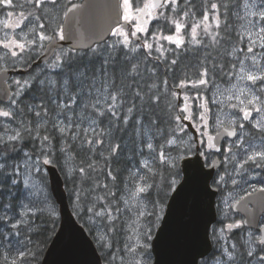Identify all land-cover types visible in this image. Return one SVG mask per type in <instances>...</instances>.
<instances>
[{
  "label": "snow or ice",
  "instance_id": "obj_1",
  "mask_svg": "<svg viewBox=\"0 0 264 264\" xmlns=\"http://www.w3.org/2000/svg\"><path fill=\"white\" fill-rule=\"evenodd\" d=\"M230 3L233 9H242V12L233 10L232 15L244 23L236 33L238 39L231 49H225L223 54L234 61L230 64L231 71L227 73L229 80L235 76L238 82H245V86L238 87L233 84L226 90L229 93L226 99L236 100V103H230L228 106L242 116L239 122L237 119H230L227 126H224L223 120L218 119L217 127H223V135L236 138L228 144L226 152H232L234 144L237 149H243L247 154L245 137L249 135V130L245 128L244 121L256 132L264 134V0H242L241 4H237L236 0H122V19L126 24L132 25L131 31L121 26L115 27L110 34L117 39L106 47H89L87 52L73 48L69 50L72 55L68 52H55L54 59L46 65L49 72L43 78L32 77L22 84L16 81L19 88L14 93L15 99L11 100L9 110L0 109V117L8 121L16 119L17 114L13 109L17 107L24 92L32 89L35 83L38 95L36 102L27 104V111L37 118V122L33 126L31 120L26 123L24 119H19V129H14L12 134H7L5 130V134L0 135V248L16 251L15 258L4 256L7 264H20V261L28 259L29 253L35 258L36 253L28 245L33 243L32 234H40L37 220L45 214L49 221L53 220L54 212L47 208L44 188L36 184L32 173L33 170L41 172V163L51 165L57 151L72 159L74 156L69 149L76 144L80 150L87 149L90 159L100 149L99 155L108 161L116 156L117 150L121 148L120 143L113 142L114 134L128 130L131 124L130 132L137 154H142L147 149L148 157L141 162L140 167L147 169L148 173L153 176L157 174L150 166V161L152 164L158 161L160 165L171 169L183 158L179 151L173 155L167 149L176 150L182 147L183 141L177 137L179 132L185 131L180 121L192 122L190 98L188 95L183 96L185 103L180 111L186 115L170 117L175 121L179 132L166 134L167 121L158 109L162 97L168 94V79H161L157 75L159 65L163 64L166 72H172L173 66L178 64L181 52L189 50L185 48L186 36L190 37L187 40L190 47L203 45L205 48H217L221 46L222 41L231 40L227 35L232 27L228 23ZM56 5L57 0H25L24 4H16L14 0H0V8L21 9L15 20L3 22L4 28H11L13 33L16 29L21 30L14 36L6 34L5 39L0 41V48L6 50L5 54L21 62L30 54L44 55L43 42L55 41V34L47 35L42 31L47 21L46 13L51 6ZM26 6L27 11L24 10ZM197 12L200 13L199 17ZM13 15L12 11L7 12L8 17ZM64 15L67 16V12ZM25 21L31 24L30 27L25 26L26 31L22 27ZM166 31L171 34H166ZM204 37L207 38L206 43ZM59 39L64 40L62 27L59 28ZM240 44H245V47H240ZM167 45H175V48H169ZM169 52L175 53L171 59L166 55ZM210 55L211 53H207L201 61L197 78L191 81L192 87L203 86L206 89L210 83L214 84L215 70H223V64L206 63ZM150 61L156 62L155 66H151ZM146 78L151 82L144 83ZM188 83L181 80L175 87L184 88ZM214 86L216 92L213 93L212 103L223 104L216 96H223L224 92L220 91L219 86ZM171 96L176 97L177 93L172 91ZM200 100L198 108L202 109V112L199 114V120L207 127V114L210 109L203 96ZM49 104L55 108L51 126L59 137L58 148L53 144L56 136L50 135L46 127L49 123ZM172 107L169 106V111ZM20 112H23L22 108ZM194 126L199 131L201 125ZM201 135L207 136L210 147H215L212 141L216 137L208 135L207 132ZM216 136H221V133L217 132ZM260 139L264 141V135H261ZM102 145L109 149L107 156L104 155ZM34 151L39 153L35 158ZM215 151L220 149L215 147ZM232 159L235 160V154ZM258 160L264 161V150L247 154L246 159L238 163L236 174L240 175V170L249 162L259 167ZM225 162H228L227 156ZM94 165L95 161L87 167L94 170ZM77 171L82 176L85 174L84 167L78 168ZM107 176L113 181L116 180L110 166ZM136 179L143 183L136 184L132 198L143 197L144 200L151 201L150 190L154 189V182H148L147 174L137 176ZM223 179L220 177L221 181ZM236 182L232 181L233 184ZM176 184V179H170L167 187L170 191H175L173 186ZM260 190L264 191V188ZM108 195L115 196V192ZM104 201L105 197H97V202L103 207L93 211V204L88 211L102 220H107L111 226L109 231H114V221L118 217ZM124 203L127 205L128 201L124 200ZM152 203L155 209L156 204ZM115 211L119 212L120 209ZM146 214L155 219L161 218L154 210L151 213L139 211L138 219ZM245 223L247 222L229 223L226 229L231 231L244 226ZM129 228L131 229V225ZM132 231L137 233L136 242L134 245H125V250L139 256L137 250L148 247L147 241L152 238L151 230L145 228L140 232L138 226ZM223 231L224 229H221V235ZM259 231L260 234L255 237L249 232L244 252H240L234 243L230 245V249L224 247L220 253L222 259L219 264H237L238 260L243 261L245 258H248L247 264H264V224L260 225ZM100 239L105 247L111 248V243L106 242L105 237ZM134 264H142V260L134 259Z\"/></svg>",
  "mask_w": 264,
  "mask_h": 264
},
{
  "label": "rangeland",
  "instance_id": "obj_2",
  "mask_svg": "<svg viewBox=\"0 0 264 264\" xmlns=\"http://www.w3.org/2000/svg\"><path fill=\"white\" fill-rule=\"evenodd\" d=\"M72 1H75V0H57V5L51 6L49 8V11L46 13L47 21L45 22V29L42 31H44L46 34H48L47 33L48 31H52L53 29L56 31H59V28L63 26V20L65 16L64 13L68 9V7L71 5ZM14 3L24 4L25 0H14ZM236 3L241 4L242 0H236ZM230 6L232 7L231 3H230ZM27 7L28 6H26L24 9L25 11H27ZM234 10H238L242 12V9H234ZM8 11H12L14 13L13 17L7 16ZM20 11L21 9L19 7L12 8V9L0 8V41H3L5 39L6 34L9 36H14L15 33H19L21 31L20 29H16L15 33H13L11 28L6 29L3 26L4 21L15 20L16 16L19 14ZM229 17H230L229 24L232 26L231 27L232 32L230 30L228 33L229 35L235 36V38H231V40L235 42L238 39L236 33L241 30L240 25H242L244 21L237 19L233 15ZM210 22H211V16H210ZM134 23L135 21H133V24ZM153 23L155 24V21ZM25 26H28V27L31 26L29 21H25L24 25H22V27H24L26 31L27 28ZM151 30L152 29L150 28V31ZM234 31H237V32H234ZM58 35H59V32H58ZM115 39H117V37L112 36L111 39L101 47H106L108 43H111ZM188 39H190V37L188 38L186 36L185 37V40H186L185 47L189 46L187 44ZM203 39L206 43L207 38L204 37ZM231 40L222 41L221 46L217 47L216 50H220L222 52H224L225 49L230 50L231 46L229 45H231V42H230ZM239 46L245 47V44H240ZM167 47L175 48V45H167ZM196 49L206 50L207 48L201 45L200 47H196ZM61 51L68 52L69 55H72V53L69 52V50L65 49ZM61 51H58V52H61ZM5 53H6V50L3 48H0V70L2 68L7 69L9 67H12V68L13 67L15 68L24 67L25 64H27L30 60H32L34 57L38 55V54H30L26 56L23 62H21L19 59L13 60L10 56L6 55ZM262 63H264V61H262ZM46 65L40 67L39 69L36 68L35 70H33L32 72L33 74L30 73L26 77L18 78L17 76L16 78H14L12 87L15 90V93L17 89L19 88V85L16 84V81H20L22 84L25 80L30 79L32 77H35L36 79L43 78L49 72V69L46 67ZM233 84H237L238 87L245 86V82L243 81L238 82L235 79V76H233L231 80H229V77H228L226 81L224 82H218V80H216L214 81V84L210 83L206 89L203 86H200L199 88L192 87L191 84L184 88L178 87L181 91L180 93H178V91L175 90V92L177 93V96L174 97V99L177 100L178 105H179L177 108L178 110L176 111V115H181V116L186 115V113L181 112L180 109L184 107V103H185L183 100V96L188 95L190 98L189 104H190L191 112H192V122L194 124L201 125L199 128L201 132H207V134L210 136L215 135L217 131L223 128V127H217L218 119L224 121V126L228 125V121L230 119H237V121L239 122V118L240 116H242V114L238 113L235 109H232L228 106L230 103H236V100L233 99L232 101H228L226 99V96L229 94L226 90L229 89ZM214 85L219 86L220 91L224 92L223 96H220L219 94H217L216 96L217 99L223 101V104H219V103L213 104L212 103L213 93L216 92V87ZM33 86H35V83H33ZM27 91L28 90H26L24 94L20 97L17 107L13 109V111L17 114L16 119L8 121L5 118L0 117V135H4L5 130H7V134H12L14 129H19L20 128V125L18 123L19 119H24L26 123L28 120H31L33 126H35L37 122V118L32 113H29L26 108H27V104L32 103V102L34 103L36 102V100L26 99ZM201 96H203L207 100V106L210 109L209 113L207 114V127H204L203 126L204 122L199 120V114L200 112H202V109L198 108V104L201 103V100H200ZM13 99H15V95H13L11 100ZM10 104H11V101L8 104L0 105V109L9 110ZM21 108L23 109L22 113L20 112ZM54 113H55L54 106L49 104V116L47 118L49 123L46 125L48 131L50 130L55 131V129H53L51 126L52 120L54 119ZM180 123L185 127V131L179 132V129L177 128L176 132H179V136L177 138L178 140L183 141L182 147L178 151L183 157H185V152L187 155H192L195 152L196 144L194 142L193 135L188 132L187 127L182 123V121H180ZM244 123H245V126L248 125L247 121H244ZM53 136H56V139L53 140V144L55 146H59L58 134L56 133V135H53ZM245 146L248 148L247 154H250L252 151L264 150V146H258L255 144H245ZM101 147H103V145ZM189 148L190 150H188ZM235 149L241 155L238 153H233L235 154V160H233L232 152L226 153V156L228 157V164L222 169V177L224 178V181L227 183H230V180L231 181L236 180L237 182L236 184L232 183L234 190L224 195L221 199V213H222L221 220H220V224L217 225L216 229L214 230V238L216 242L215 253L213 257H210V259L208 258V260H206L207 262H203V264H219V261L222 259L220 255L222 249L224 247H229L230 249V245L233 243L236 244L237 249H239L240 252H244L246 249L245 242L249 240V232L252 233L253 237L260 234V233L255 232V230L246 229L247 230L246 235H244L245 229L243 227L234 228L231 231H228L226 229L227 224L240 222V219L232 211V206L235 204V202L238 201L240 197H242L243 193L246 190H249L250 188L257 186L261 182L260 179L264 178V161H259V160L257 161V163L260 164L259 167H257L256 164L249 162L244 165L243 169L240 170L241 174L237 175L236 169H237L238 163L246 159L247 154L244 153L243 149H237L236 147H232V151H234ZM167 151L169 150L167 149ZM172 154L176 155L177 153L176 154L172 153ZM33 155L35 158V156L39 155V153L34 151ZM137 156H138V159L136 161H133V166L129 168L127 173L125 174L123 182H122V187L120 188L118 193L115 192V196L109 195L108 197H105L104 202L111 206L114 215L118 217L114 221L115 230L109 231V228L111 226L108 224L107 220H102L100 217L90 216V218L86 220L87 223L92 228V232H93L92 235L98 247H102L108 255V258H107L108 263L106 264H134V259H141L142 264H152L153 262V255L151 252V241L153 240L154 233L157 227L159 226L160 221L163 217V214L165 211V205L159 204V202L154 201L156 204V207L155 209H153V203H152L153 201L151 202L148 200H144L143 197H140L138 199L132 198V192H134L136 184L138 182L143 183V181H137L136 177L147 174L148 182L150 183V175L152 174V173H148L147 169L140 167L141 162L144 159H147L148 157L147 149H145V151L142 154H138ZM180 160L181 159H179L178 162ZM62 166H63L65 175L67 176V178H71L75 173V165L73 164L72 159L65 156V158H63V161L61 163V168ZM150 166L153 167L156 171L158 168L163 167V165H160L158 161L155 164H152L150 161ZM40 167H41V172L39 173L33 170V173H32L33 180L36 182L37 185L44 188V191L47 195L48 210L53 211L54 215H59L58 206L56 203L53 202L54 199L52 200L50 196L51 191H50V186H49L48 175L45 170V165L41 163ZM45 175H47V180H46ZM121 197H123V199H121ZM124 200L128 201L127 205H125ZM102 207L103 205L98 207L97 209H100ZM117 208L120 209L119 212L115 211ZM154 210L157 213V215L161 217L160 219H155V217L147 215V214L145 215V217L138 219L139 211H145L146 213H151ZM129 225H131V229L129 228ZM138 226H139L140 232H143L145 228H150L151 230L150 234L152 237L151 240L147 241L148 247H146L143 250H139V249L137 250L139 252V256H137L136 253H130L125 250V245L135 244L137 233L133 232L132 229H137ZM221 229H224L223 235H221ZM234 233H236L235 240L232 238V234ZM112 235H115V241L112 240L111 238ZM102 236L105 237L106 242L111 243V248L104 246V243H102L100 239ZM129 237H131V240H129ZM256 247L258 248L259 246L256 245ZM4 256H8L9 259L15 258L16 251L14 249L0 248V264H7V262L4 260ZM247 259L248 258H245L243 261L238 260L237 264H247ZM20 264H34V258L31 257V254H28V259L20 261Z\"/></svg>",
  "mask_w": 264,
  "mask_h": 264
},
{
  "label": "water",
  "instance_id": "obj_3",
  "mask_svg": "<svg viewBox=\"0 0 264 264\" xmlns=\"http://www.w3.org/2000/svg\"><path fill=\"white\" fill-rule=\"evenodd\" d=\"M121 4L122 0H82L71 5L63 21L64 40L55 38L54 43L50 42L35 65L49 61L55 51L66 47L88 51L89 47L105 43L115 27L128 28L122 19ZM25 73L23 69L0 72V103L6 104L11 99L9 81L13 75ZM184 123L197 141L192 123L185 120ZM220 133L221 136L215 135L216 146L229 138L223 135V129ZM179 168L182 178L168 199L151 242L152 264H199L213 250L210 233L218 219V192L212 188L211 181L219 168V160L206 167L197 147L193 156L180 160ZM45 170L52 197L58 206L59 225L40 264H105L95 241L72 211L59 167L45 165ZM233 211L244 215L247 228L258 230L264 216V192L246 196L233 206Z\"/></svg>",
  "mask_w": 264,
  "mask_h": 264
},
{
  "label": "trees",
  "instance_id": "obj_4",
  "mask_svg": "<svg viewBox=\"0 0 264 264\" xmlns=\"http://www.w3.org/2000/svg\"><path fill=\"white\" fill-rule=\"evenodd\" d=\"M78 2L79 1H77V3ZM233 10L234 9L230 6L229 16H232ZM197 16L198 17L200 16L199 12H197ZM229 22H230V17L228 19V23ZM222 30L223 28L221 29V31ZM187 31L188 29L186 28L185 32ZM166 34H171V33H168L166 31ZM100 46H103V45H100ZM185 48L189 50H185L181 52L179 60H178V64L176 66H173L172 72H166L163 64L159 65V70L157 72V75L161 79L164 77H167L168 79V90L169 91L165 97H162L163 101L162 103H160L159 109H158L163 119L167 121V124H165L166 134H175V132L177 131L175 121L173 119H170V117L176 116V111L178 110L177 108L179 106L177 100L171 96V92L178 89V87H175V85L179 84L181 80L188 81L189 82L188 85H190L191 81H194L197 78V69L199 67V63H201V61L204 60V57L207 53H211V55L208 56V60L206 61L207 63L210 62V63H218V64L224 65L223 70L219 68L216 69L218 70L217 71L218 73L215 70L214 81L216 80H218V82L226 81V79L228 78L227 73H229L230 71V64L233 62L230 57L223 54L224 52L220 50H216V48L209 47L206 50H199V49H196V47H189V46ZM177 51H180V50H177ZM83 52H87V51H83ZM174 55L175 53H172V52L167 53V56L169 57V59H171ZM79 58L80 57H77V59ZM149 63L151 66H155L156 64V62H153V61H150ZM216 73L218 77L216 76ZM143 82L150 83L151 81L146 78V80ZM117 84H119V78H117ZM35 87L36 85L33 86L32 90L30 89L26 92V96H27L26 99L28 98L29 100L31 99L36 100V96L38 95V93L36 92ZM133 87H135V85ZM13 91H14L13 92V95H14L15 90ZM30 93L31 94L33 93L32 96L30 95ZM170 105L173 106L171 108V111H169ZM130 130H131V124L128 130H125L123 132L117 131L114 134L113 142L120 143L121 148L118 150L117 155L111 157L110 160L108 161H105V159L99 155L100 149H98L97 154L92 156L90 159L87 153V149L80 150L76 147V144H73L72 148H70L69 151L74 156V158H72V162L75 165L74 174L76 176L73 175L71 178H67V176L65 175L63 166L61 168V163L63 161V158H65V155L57 151L56 156L53 158V164L59 167V169L61 170L64 176L66 191L68 193L69 202H70L72 211L74 212L77 220L81 224L85 225L89 234L92 237H93L92 228L87 223L86 220L90 218V216H94V215H93V212L88 211V209L92 208L93 204H95V209H93V211L97 210L98 207L102 206V204L97 202V197H108L109 196L108 193L110 192L118 193V191L122 187V182L125 176L124 174H126L128 169L133 166L132 161H134L135 158L136 160L138 159V156H137L138 154L136 152V145L133 144V138L131 137ZM48 133L50 135H56V132L52 130L48 131ZM25 142L28 143V141H25ZM56 147L58 148L59 146H56ZM101 148L103 149L104 155L107 156L109 154V149L105 148L104 146ZM168 150L176 154L179 149H176V150L168 149ZM93 161H95L94 170L89 169L87 167V165L89 163H92ZM109 166H110V170L116 176L115 181H113L110 177L107 176ZM80 167L85 168V174L83 176L77 171V169ZM157 171H156L157 174L155 176H153L152 174L150 175V183L154 182V189L151 190L150 192L151 202L155 201V202H159V204L166 205L170 197V194L172 192L168 189L167 182L170 179H176L178 183L181 179V171L179 169V162L177 161L174 168L167 169L163 166L161 168H158ZM45 177L47 180V175H45ZM85 178L86 180H84ZM83 181L84 182L86 181L85 182L86 184ZM105 184L107 185L106 188L104 187ZM173 187H175V185ZM50 196H51V199L53 200L51 193H50ZM53 202L55 203L54 200ZM37 223L40 225V229H41L40 234L39 235L35 233L32 234L33 243L28 245V247L32 248V250L36 253V256L34 258V264L41 263V259L53 235L55 234L58 228L59 215H54L53 220L49 221L47 215L45 214L44 216L39 217V219L37 220ZM219 224H220V221H218L214 225L213 230ZM111 238L112 240L115 241V235H112ZM99 251L102 254L104 261L108 263L107 253L104 251L102 247H99Z\"/></svg>",
  "mask_w": 264,
  "mask_h": 264
},
{
  "label": "flooded vegetation",
  "instance_id": "obj_5",
  "mask_svg": "<svg viewBox=\"0 0 264 264\" xmlns=\"http://www.w3.org/2000/svg\"><path fill=\"white\" fill-rule=\"evenodd\" d=\"M77 1H81V0H75V1H72L71 3L72 4H75L74 2H77ZM71 4V5H72ZM131 29H132V25H130L129 24V26H128V29H126L127 31H131ZM58 32L59 31H56V30H52V31H48L47 33V35H53V34H55V38H57V39H59V35H58ZM46 34V33H45ZM228 35H229V33H227ZM231 38H235V36L234 35H229ZM232 41V40H231ZM233 42L234 41H232L231 42V44L233 45ZM44 43V49H43V52H45V50H46V47H47V45L50 43L49 41H44L43 42ZM231 45V46H232ZM70 50V49H68V48H64V49H62V50ZM58 51H61V50H57V51H55V52H58ZM41 55H37L36 57H34L32 60H30L27 64H25V66L24 67H21V68H15V67H9V68H7V69H5V68H2L0 71H3V70H17V69H23V70H25L26 71V73L25 74H22V75H14L11 79H10V81H9V87H10V89H11V93H12V96H13V87H12V85H13V79L14 78H16L17 76H18V78H20V77H26L27 75H29L30 73H32L33 72V70H35L36 68H40V67H42V66H44V65H46V64H48L52 59H53V57L55 56V53H54V55L50 58V60L49 61H47V62H45V63H42V64H40V65H35V62L38 60V58L40 57ZM0 105H2L1 103H0ZM253 116L254 117H256V114L254 113L253 114ZM193 123V122H192ZM193 125H194V123H193ZM194 128H195V130H196V133H197V147H198V152H199V154L202 156V158H203V160H204V162H205V165H206V167H209V166H211L212 164H213V162L215 161V160H219V168H218V170H217V172H216V174H215V176H214V178H213V180H212V186L217 190V192H218V199H217V210H218V216H219V221L221 220V215H222V213H221V199H222V197L224 196V195H226L227 193H229V192H231V191H233L234 190V187L232 186V181L230 180V183H227V182H225L224 181V179L221 181L220 180V177H222V169L228 164V162L226 163L225 162V156H226V148H227V145L230 143V142H232V141H234L236 138L234 137L233 139H229V138H226V139H224L223 140V142L221 143V145L220 146H216V144H215V141L213 140L212 141V144L215 146V147H218L219 149H220V151H215V147H210L209 146V143H208V139H207V136H202L201 135V133H203V132H201L200 131V129H199V131H197V128L194 126ZM245 128L246 129H248L249 130V135H247L246 137H245V144H255V145H258V146H264V141H261V139H260V137H261V135H264V134H261V133H258V132H256V130L255 129H252L251 128V125L248 123V125L247 126H245ZM221 129H223V128H221ZM220 129V130H221ZM219 130V131H220ZM219 131H217V132H219ZM216 132V133H217ZM216 133H215V135H216ZM212 136V135H211ZM214 136V135H213ZM255 137L254 139L252 138V137ZM215 137V136H214ZM201 141H203V143H201ZM233 147H235L234 146V144H233ZM233 153H238V154H240L239 152H237V150L235 149L234 151H232V154ZM241 155V154H240ZM247 166V165H246ZM218 181H219V183H218ZM260 183L257 185V186H254V187H252V188H250L249 190H246L244 193H243V195H242V197H240L239 199H238V201L237 202H240V200L241 199H243L244 197H246V196H248V195H250V194H255V193H257V192H260L261 190L260 189H262V188H264V178H261L260 179ZM262 192H264V191H262ZM237 202H235V203H237ZM232 208H233V206H232ZM248 208L249 209H252V205L251 204H248ZM232 211H233V209H232ZM234 212V211H233ZM235 213V212H234ZM236 214V216L240 219V222H242V221H245V217H244V215L243 214H241V213H235ZM261 224H264V216H263V218H262V220H261ZM245 230H244V235H246V231L248 230V228L245 226V224H244V226H242ZM216 229V228H215ZM214 229V230H215ZM247 229V230H246ZM250 230V229H249ZM212 237H214V231L212 230ZM255 232H257V233H259V230H255ZM235 235H236V233H234V234H232V238L235 240ZM214 240V246H215V248H216V242H215V238L213 239ZM215 248H214V250H215ZM213 257V256H212ZM210 259V258H209ZM208 260V259H207ZM203 262H207L206 260L205 261H203Z\"/></svg>",
  "mask_w": 264,
  "mask_h": 264
},
{
  "label": "bare ground",
  "instance_id": "obj_6",
  "mask_svg": "<svg viewBox=\"0 0 264 264\" xmlns=\"http://www.w3.org/2000/svg\"><path fill=\"white\" fill-rule=\"evenodd\" d=\"M233 24H234V23H233ZM231 29H232V28H231ZM231 32H232V30H231ZM234 32H237V31H234ZM232 41H233V40H232ZM232 41H230V42H232ZM224 43H225V42H224ZM224 43H223V44H224ZM233 43H234V42H233ZM226 44H228V43H226ZM231 45H232V44H231ZM231 45H229V46H231ZM230 49H231V48H230ZM191 57H192V56H191ZM194 57H195V56H194ZM212 58H213V57H212ZM212 58H211V59H212ZM186 59H187V58H186ZM213 59H214V58H213ZM187 60H188V59H187ZM193 60H195V59H193ZM191 61H192V60H191ZM186 63H188V62H186ZM194 65H195V64H194ZM184 71H185V70H184ZM217 71H218V70H216V72H217ZM217 73H218V72H217ZM217 73H216V76H217ZM32 74H33V73H32ZM217 77H218V76H217ZM191 79H192V78H191ZM144 83H145V82H144ZM146 83H147V82H146ZM35 88H36V87H35ZM31 90H32V89H31ZM31 92H32V91H31ZM32 94H33V93H32ZM32 94L30 93L31 96H32ZM36 95H37V94H36ZM27 99H28V98H27ZM33 99H34V98H33ZM162 101H163V100H162ZM32 103H33V102H32ZM161 103H162V102H161ZM165 104H166V103H165ZM167 104H168V103H167ZM163 105H164V104H163ZM22 108H23V107H22ZM26 109H27V108H26ZM27 114H28V113H27ZM24 116H25V114H24ZM30 117H32V116H30ZM33 117H34V116H33ZM121 137H123V136H121ZM105 148H106V147H105ZM135 160H136V158L134 159V161H135ZM130 161H131V160H130ZM132 162H133V161H132ZM137 163H138V162H137ZM74 175H75V174H74ZM124 175H125V174H124ZM75 176H76V175H75ZM75 176H74V177H75ZM87 176H88V175H87ZM87 176H86V177H87ZM74 177H73V178H74ZM84 180H86V178H85ZM83 182H84V181H83ZM85 182H86V181H85ZM85 182H84V183H85ZM85 184H86V183H85ZM90 185H91V184H90ZM97 185H98V184H97ZM84 186H86V185H84ZM86 188H87V187H86ZM89 191H90V190H89Z\"/></svg>",
  "mask_w": 264,
  "mask_h": 264
}]
</instances>
